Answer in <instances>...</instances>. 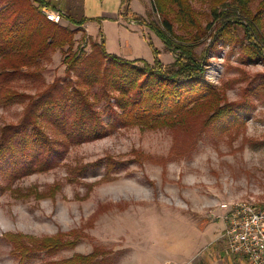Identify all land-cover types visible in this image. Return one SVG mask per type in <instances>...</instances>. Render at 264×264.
Wrapping results in <instances>:
<instances>
[{
    "label": "rangeland",
    "instance_id": "1",
    "mask_svg": "<svg viewBox=\"0 0 264 264\" xmlns=\"http://www.w3.org/2000/svg\"><path fill=\"white\" fill-rule=\"evenodd\" d=\"M210 1L193 2L204 25L214 23ZM257 4L252 0L254 12ZM129 8L160 23L153 0H130ZM102 21L88 24V37L76 35L78 53L90 54L91 41L103 38L110 55L153 65L157 49L162 64L174 62L146 27L120 15ZM233 34L239 40L218 44L204 66L206 81L223 96L220 107L226 106L219 120L206 124L212 114L202 113L183 126L121 125L101 100L96 110L105 130L77 144L38 120L54 148L27 160L47 168L21 175L25 166H15L12 153L0 167V264L63 263L93 252L111 264H197L201 248L223 234L222 205H264V60L248 59L244 33L237 28ZM260 34L264 38V17ZM253 41L264 50L263 42ZM52 59L44 72L48 84L65 76L64 55L57 51ZM19 90L37 89L22 81ZM116 95L109 100L121 113ZM24 109L18 103L0 107V136L3 127L21 121ZM49 238L59 245L45 250L40 242ZM218 243L226 245L224 238Z\"/></svg>",
    "mask_w": 264,
    "mask_h": 264
},
{
    "label": "trees",
    "instance_id": "2",
    "mask_svg": "<svg viewBox=\"0 0 264 264\" xmlns=\"http://www.w3.org/2000/svg\"><path fill=\"white\" fill-rule=\"evenodd\" d=\"M129 1L122 0L120 16L154 32L164 49L174 54L172 64H162L157 49L153 65L110 55L103 38L91 41L90 54H80L75 49V37L84 32L90 19L74 18L57 4L65 13L64 20L75 26L71 29L63 22L54 24L44 17L41 8L51 5L45 0H0V107L25 105L21 121L1 131L0 167L7 154L12 153L13 164L25 166L21 175L47 168L46 163L37 167L31 164V160L41 157L39 149L54 148L53 141L41 130V119L72 143L98 138L97 134L105 130L96 110L101 100L107 101V112L109 109L112 120L121 125L183 126L202 113L212 114L206 124L223 118V96L206 81L204 66L218 44L237 42L238 36L233 34L237 28L244 33L241 43L249 44L247 58L264 60L262 46L253 41L264 43L260 34L264 0H258L255 12L250 7L252 0H211L214 23L207 25L195 10L194 0H153L160 23H155L150 13L146 18L133 14ZM211 29L214 31L209 35ZM57 51L64 55L65 76L48 84L44 77L46 64L52 63ZM22 81L34 83L36 92H20ZM111 93H117L115 103L121 113L114 111L109 100ZM57 239H45L40 244L51 250L59 245ZM98 254L75 255L54 264H111L105 258L97 261Z\"/></svg>",
    "mask_w": 264,
    "mask_h": 264
},
{
    "label": "built area",
    "instance_id": "3",
    "mask_svg": "<svg viewBox=\"0 0 264 264\" xmlns=\"http://www.w3.org/2000/svg\"><path fill=\"white\" fill-rule=\"evenodd\" d=\"M41 12L54 24L64 20L65 13L56 4L42 7ZM222 208L226 210L223 217L227 225L223 235L226 252L243 256L248 264H264V205L235 202L230 206L222 205Z\"/></svg>",
    "mask_w": 264,
    "mask_h": 264
},
{
    "label": "crops",
    "instance_id": "4",
    "mask_svg": "<svg viewBox=\"0 0 264 264\" xmlns=\"http://www.w3.org/2000/svg\"><path fill=\"white\" fill-rule=\"evenodd\" d=\"M45 2L50 3L51 5L58 4L67 13L73 15L74 18L79 19L85 17L90 19V21L83 27L84 32H79L86 35L88 24H90L95 19L103 20L102 22L104 25L109 24L113 20H117V18L119 19L122 5V0H59L56 3L52 0H45ZM65 22L69 23L68 21ZM131 24L134 25L135 23ZM226 228L227 225L224 221V231L221 238L217 237L214 239V241L209 240L208 244H205L201 248L199 251L201 260L197 264H248L243 256L228 254L226 252V245L223 246L222 244L218 243L222 238H224L223 235L226 231ZM162 264L172 263L164 262Z\"/></svg>",
    "mask_w": 264,
    "mask_h": 264
}]
</instances>
